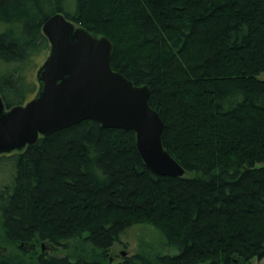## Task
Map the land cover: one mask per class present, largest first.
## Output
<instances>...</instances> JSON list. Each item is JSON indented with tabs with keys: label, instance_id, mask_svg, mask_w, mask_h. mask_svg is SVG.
<instances>
[{
	"label": "trees",
	"instance_id": "obj_1",
	"mask_svg": "<svg viewBox=\"0 0 264 264\" xmlns=\"http://www.w3.org/2000/svg\"><path fill=\"white\" fill-rule=\"evenodd\" d=\"M57 12L108 38L112 70L149 87L184 173L154 174L132 131L91 119L1 153L0 264H110L136 224L162 251L115 264L264 258V0H0L5 110L33 97L41 27Z\"/></svg>",
	"mask_w": 264,
	"mask_h": 264
},
{
	"label": "water",
	"instance_id": "obj_2",
	"mask_svg": "<svg viewBox=\"0 0 264 264\" xmlns=\"http://www.w3.org/2000/svg\"><path fill=\"white\" fill-rule=\"evenodd\" d=\"M41 30L49 50L36 69L33 97L8 110L0 97V154L91 119L104 128L132 131L139 155L154 174L182 176L184 169L162 144L163 122L148 103L149 87L135 85L110 67V40L60 12Z\"/></svg>",
	"mask_w": 264,
	"mask_h": 264
},
{
	"label": "rangeland",
	"instance_id": "obj_3",
	"mask_svg": "<svg viewBox=\"0 0 264 264\" xmlns=\"http://www.w3.org/2000/svg\"><path fill=\"white\" fill-rule=\"evenodd\" d=\"M49 49V48H48ZM48 51L45 55L38 54L32 59V65L35 66L33 72L30 74L31 78L36 82L35 72L36 69L41 65L45 59ZM264 77V74L261 75ZM37 83V82H36ZM77 244L74 241H69V247L71 245ZM163 245L159 233L151 226L144 224H136L129 227L121 237V243L113 244L109 251L108 257L110 259V264H115L120 261L123 257L131 255L135 252L145 253L148 257L152 258L156 253L162 251ZM48 253H55L59 255H64L66 249L59 248H45ZM86 252H90L89 247H86ZM124 253V255H122ZM252 264H264V258L258 259L254 257L251 260ZM201 264H208L207 262Z\"/></svg>",
	"mask_w": 264,
	"mask_h": 264
}]
</instances>
